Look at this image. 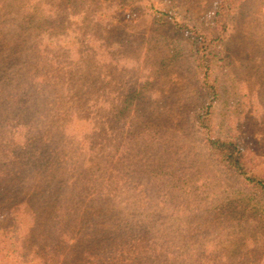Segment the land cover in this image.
<instances>
[{"label": "rangeland", "instance_id": "obj_1", "mask_svg": "<svg viewBox=\"0 0 264 264\" xmlns=\"http://www.w3.org/2000/svg\"><path fill=\"white\" fill-rule=\"evenodd\" d=\"M215 2L0 0V101L14 91L10 82L29 74L28 62L46 65L44 78L60 100L43 105L44 138L59 147V161L78 146L92 154L89 164L100 165L73 209L69 239L80 246L61 264H169L156 254L170 264H264V214L227 216L241 201L221 202L233 195V182H224L205 137L194 133L202 76L193 63L171 59L173 36L211 30ZM250 9L227 33L238 51L230 55L233 69L216 78L224 95L212 132L241 136L264 162V0ZM124 100L136 101L125 107ZM33 134L0 116V150L8 158L0 189L12 196ZM10 198L1 213L20 206ZM18 211L26 224L28 215Z\"/></svg>", "mask_w": 264, "mask_h": 264}, {"label": "trees", "instance_id": "obj_2", "mask_svg": "<svg viewBox=\"0 0 264 264\" xmlns=\"http://www.w3.org/2000/svg\"><path fill=\"white\" fill-rule=\"evenodd\" d=\"M215 1L208 19L211 30L185 29L189 34L173 36L171 47L174 54L171 59L176 63L184 60H187L186 64L193 63L202 76L201 84H197L195 91L198 115L194 121L197 127L194 133L205 137V144L213 158L211 163L218 167L222 179L226 178L224 182L228 185L233 182L230 192L233 195L221 196V202L231 199L234 204L240 200V205H232L227 213V216L240 221L241 218L236 217H242L243 214L247 219L264 214V162L256 150L243 142L241 136H230L228 132L219 135L217 131L218 135H215L212 132V120L215 105L224 95L223 83L216 78L221 71L226 73L225 70L233 69L235 63H232L230 55L238 51L227 40L229 27L235 25L238 28V24L245 19V13L253 12L250 6L254 7L255 0ZM254 11L257 13V8ZM28 65L31 67L29 74L17 84L10 82L14 91L6 93V101H0V116L8 114L19 123L26 124V133H34V147L24 146V155L20 157V164L24 163V178H19L21 185L14 189V196L12 190L8 192L7 189H0V221L3 219L0 223V250L6 251L5 256L0 257V264H61L80 246L78 242L71 245L69 239L76 233L71 224L77 214L73 209L79 205V198L86 195L87 184H90L88 178L99 171L100 165L89 164L94 159L92 154L86 156L78 146L71 149L68 161H59V147L47 143L41 122L46 115L43 105L45 107L52 100H60V93L50 79L44 78L51 69L34 61L28 62ZM134 94L140 96L139 93ZM26 99L29 104L24 102ZM136 100H124L125 107H131ZM226 101L230 102L227 98ZM15 160L19 161V153ZM7 164L8 158L3 161L0 150V186L8 170ZM220 190L223 194L227 191L223 184ZM8 197L14 198L13 206L17 203L20 206L14 211L1 213L7 210ZM18 209L28 215L26 224H23L22 213ZM81 241L83 245L85 240ZM159 255L156 254L158 259L170 264L169 260L163 258L164 255Z\"/></svg>", "mask_w": 264, "mask_h": 264}]
</instances>
